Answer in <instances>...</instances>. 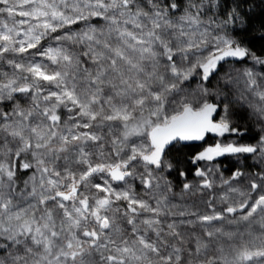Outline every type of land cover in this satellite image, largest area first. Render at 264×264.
<instances>
[{"label":"snow or ice","instance_id":"6c2138e0","mask_svg":"<svg viewBox=\"0 0 264 264\" xmlns=\"http://www.w3.org/2000/svg\"><path fill=\"white\" fill-rule=\"evenodd\" d=\"M256 40L264 0H0V264H264Z\"/></svg>","mask_w":264,"mask_h":264},{"label":"trees","instance_id":"16d2710c","mask_svg":"<svg viewBox=\"0 0 264 264\" xmlns=\"http://www.w3.org/2000/svg\"><path fill=\"white\" fill-rule=\"evenodd\" d=\"M259 24H260V18H256L253 21V26L251 27V30L249 31V33L247 34L248 37H253V36H259L260 35V31H259ZM254 49H260L262 46H264V40H256L254 41V43L251 45ZM196 85V81H193L192 86L194 87ZM233 119L235 121H237L239 124H241L242 126H248L250 124V122L245 118V119H241L240 115L234 116ZM236 137L233 136L230 139H235ZM228 139V140H230ZM243 142H247V138L245 137V141ZM201 149L200 146H193V147H188V146H184L181 147L179 152L173 151L172 152V156L173 157H179L181 160H185L188 157H191L193 154H195L196 152H199ZM230 159V158H229ZM236 159V158H235ZM235 159H230V162L228 163H221L223 166V170H225V175H230L231 171L236 168V167H243L244 162L242 161L241 164H237L235 162ZM246 163L248 164H252L254 163L251 159L249 161H247ZM184 167H188L191 168V165H182ZM247 170H253V169H247Z\"/></svg>","mask_w":264,"mask_h":264},{"label":"flooded vegetation","instance_id":"af4514ba","mask_svg":"<svg viewBox=\"0 0 264 264\" xmlns=\"http://www.w3.org/2000/svg\"><path fill=\"white\" fill-rule=\"evenodd\" d=\"M228 136H229V138H227V140L233 137V135H228ZM221 139H224V138L218 137L217 135H215L213 133H209L206 135L204 141H192V142H186V144L188 147H193L196 145L200 146L201 147L200 151H201V150H203L204 147H207L209 145H214L218 140H221ZM225 142H227V141L225 140ZM218 161H220L223 164V163L230 162V159H229V157H227V158L221 157V158H218Z\"/></svg>","mask_w":264,"mask_h":264},{"label":"rangeland","instance_id":"374dc122","mask_svg":"<svg viewBox=\"0 0 264 264\" xmlns=\"http://www.w3.org/2000/svg\"><path fill=\"white\" fill-rule=\"evenodd\" d=\"M259 70V69H258ZM195 87V86H194ZM227 138H229V136L227 137ZM230 159H235L234 157H229Z\"/></svg>","mask_w":264,"mask_h":264}]
</instances>
